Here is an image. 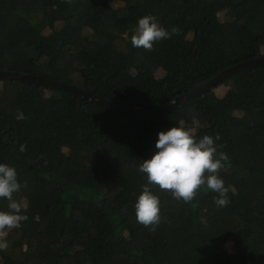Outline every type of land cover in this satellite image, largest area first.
<instances>
[{
    "label": "trees",
    "instance_id": "1",
    "mask_svg": "<svg viewBox=\"0 0 264 264\" xmlns=\"http://www.w3.org/2000/svg\"><path fill=\"white\" fill-rule=\"evenodd\" d=\"M145 15L179 34L133 47ZM256 57L264 0H0V70L110 101L166 105ZM180 121L197 139L219 135L230 203L218 207L204 189L184 203L150 186L161 209L152 231L136 220L139 166ZM0 163L16 169L13 199L28 217L8 231L0 264H264V64L163 112L0 78ZM8 204L0 199V211Z\"/></svg>",
    "mask_w": 264,
    "mask_h": 264
},
{
    "label": "clouds",
    "instance_id": "2",
    "mask_svg": "<svg viewBox=\"0 0 264 264\" xmlns=\"http://www.w3.org/2000/svg\"><path fill=\"white\" fill-rule=\"evenodd\" d=\"M178 35L179 29L173 27L171 32L165 29L157 18L145 15L138 19L137 27L131 36L133 47L152 51L153 45L161 40ZM23 119V113L19 114ZM215 138L204 135L197 139L194 129L187 127L183 121L178 126L158 133L156 151L150 159L143 160L139 171L146 174L147 184L142 186V192L134 204L136 220L139 224L155 231L161 220L160 199L151 191L150 186H157L162 191L170 192L177 201L192 202L201 189L218 194L214 202L218 207L227 206L230 201L228 189L220 178V171L225 169L229 157L224 152L217 151ZM25 146H21V151ZM26 186V182H25ZM21 184L14 167L0 163V199L9 201L10 211H0V250H6L4 239L8 231L22 226L28 217L22 214L26 207L13 199L19 192Z\"/></svg>",
    "mask_w": 264,
    "mask_h": 264
},
{
    "label": "water",
    "instance_id": "3",
    "mask_svg": "<svg viewBox=\"0 0 264 264\" xmlns=\"http://www.w3.org/2000/svg\"><path fill=\"white\" fill-rule=\"evenodd\" d=\"M264 64V57H256L252 58L235 65H232L228 68H225L203 82L202 84L195 87L190 92L184 93L178 97H176L173 101L166 105H159V106H147L136 101H110L101 98L87 90L80 89L74 85L61 82V81H54L51 79H47L38 75H32L29 73L18 72V71H10V70H0V78H8L12 80H18L22 82L28 83H35L38 85H44L47 87L55 88L57 90L68 92L75 95H80L82 97L88 98L95 103H99L102 105H106L108 107L113 108H124V109H143L147 111H155V112H163L167 111L177 104H181L192 100L206 91L212 89L214 86L218 85L221 81L251 67L259 66Z\"/></svg>",
    "mask_w": 264,
    "mask_h": 264
}]
</instances>
